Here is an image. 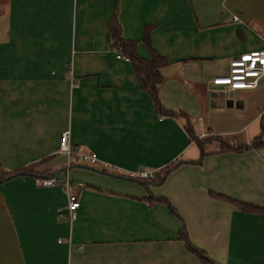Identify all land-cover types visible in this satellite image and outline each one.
<instances>
[{
  "label": "crops",
  "instance_id": "obj_1",
  "mask_svg": "<svg viewBox=\"0 0 264 264\" xmlns=\"http://www.w3.org/2000/svg\"><path fill=\"white\" fill-rule=\"evenodd\" d=\"M115 12L140 57L147 34L165 58L157 94L172 114L111 46ZM263 47L264 0H0V168L44 160L37 170L70 182L0 183V264H203L183 232L219 264H264V133L239 152L217 140L260 134L264 76L231 95L211 84L229 58ZM63 131L97 161L59 154ZM178 161L161 185L137 178ZM69 199L79 202L71 223L59 219Z\"/></svg>",
  "mask_w": 264,
  "mask_h": 264
},
{
  "label": "trees",
  "instance_id": "obj_2",
  "mask_svg": "<svg viewBox=\"0 0 264 264\" xmlns=\"http://www.w3.org/2000/svg\"><path fill=\"white\" fill-rule=\"evenodd\" d=\"M108 35L111 41V46L113 48L119 49L123 55L130 60L133 69L136 73L140 88L148 93L150 96L151 100L153 101L156 109L160 113H165V114H172L170 111H165L162 109L159 99H158V94H157V87L162 81V77L160 74V68L165 65L166 60L165 58L160 55L158 52H156L150 45L148 41L147 34L144 36V40L146 41L148 48H149V59L142 58L136 53V41L134 40H126L123 39L120 35V28L116 19V12L114 13V16L112 19L108 22ZM262 119H264V116H262ZM186 131L190 137L191 140L197 143V145L200 148L201 154L200 156L202 157L203 155V140H200L196 137L195 132L193 127L186 121L185 125ZM264 133V122L261 123V132L260 134L252 140V142L248 145L244 144H237L233 143L229 140L226 139H221L217 138L218 142L221 145V151H243L247 149H252V148H258L262 144V135ZM44 160L32 163L28 166H25L19 170H14V171H4L0 168V183H3L4 181L21 176V175H31L37 178H46L47 173L45 171H39L37 170V167L43 163ZM179 161L175 162L173 164H168L161 172H156L154 177L152 178H140L137 176L138 180L142 181V183L148 187L150 186H158L163 183L165 180L166 176L179 165ZM214 195V194H212ZM215 196V195H214ZM151 199H155V201H165L166 199L160 198V197H152L150 196ZM227 199V198H225ZM234 205L239 207L241 210L244 211H252V212H258L262 208H256L253 207L249 204L231 200L229 199ZM264 211V210H261ZM186 239V243L189 248L193 252L197 254V256L200 258L203 264H219L210 257L206 255V253L195 247L194 245L191 244L189 239L186 237V234L183 232V236Z\"/></svg>",
  "mask_w": 264,
  "mask_h": 264
},
{
  "label": "built area",
  "instance_id": "obj_3",
  "mask_svg": "<svg viewBox=\"0 0 264 264\" xmlns=\"http://www.w3.org/2000/svg\"><path fill=\"white\" fill-rule=\"evenodd\" d=\"M237 16L232 17V21H237ZM123 57V56H121ZM229 70L226 75L215 76L211 79V84L215 86V92L222 91L226 95H231L235 90L254 89L258 86L259 80L264 76V47L258 51L246 52L239 56H234L228 60ZM264 116V110L260 112ZM58 153L66 156L67 159L77 158L83 163L93 164L97 161V156L92 152H87L80 146H72L69 143L68 131H63L59 138ZM156 172L140 171L138 177L152 178ZM38 184L50 187L60 186L67 190L69 187L68 175L64 180H58L55 177L37 178ZM79 202L77 199H69L64 212L59 214V219L73 222L76 218ZM79 248L81 246H78Z\"/></svg>",
  "mask_w": 264,
  "mask_h": 264
}]
</instances>
